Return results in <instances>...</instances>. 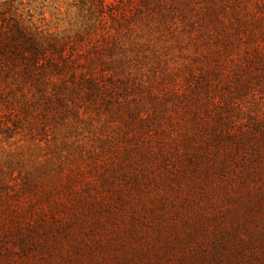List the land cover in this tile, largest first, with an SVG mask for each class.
<instances>
[{"label": "rangeland", "instance_id": "obj_1", "mask_svg": "<svg viewBox=\"0 0 264 264\" xmlns=\"http://www.w3.org/2000/svg\"><path fill=\"white\" fill-rule=\"evenodd\" d=\"M114 1H16L108 92L0 135V264H264V0Z\"/></svg>", "mask_w": 264, "mask_h": 264}, {"label": "trees", "instance_id": "obj_2", "mask_svg": "<svg viewBox=\"0 0 264 264\" xmlns=\"http://www.w3.org/2000/svg\"><path fill=\"white\" fill-rule=\"evenodd\" d=\"M16 1H0V135L6 137L18 128L45 134L79 103L108 92L101 81L104 48L110 45L90 28L64 35L46 31ZM96 3L99 12L109 7L115 20L116 1Z\"/></svg>", "mask_w": 264, "mask_h": 264}]
</instances>
